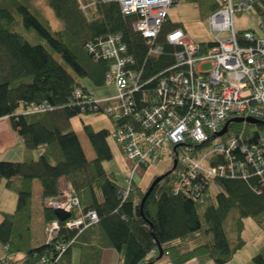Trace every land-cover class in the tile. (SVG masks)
Masks as SVG:
<instances>
[{
  "label": "trees",
  "instance_id": "16d2710c",
  "mask_svg": "<svg viewBox=\"0 0 264 264\" xmlns=\"http://www.w3.org/2000/svg\"><path fill=\"white\" fill-rule=\"evenodd\" d=\"M6 1L21 15L22 23L18 22L16 12L0 5V120L10 119L12 129L23 140L26 150H43L37 158L0 160V186L4 181L6 188L17 196L15 211L4 213L0 221V243L7 248L1 264H61V259L83 232L97 225L120 254L118 264H157L162 258L172 264L192 260H197V264H227L244 245L241 237L237 245H230L223 227L230 211L238 209L239 234L244 228L243 218L249 216L264 230V185L258 176L219 179L215 183L220 192L200 203L184 192H173L177 170H172V166L141 207L149 185L158 176L146 190L133 180L132 190L126 200L122 199L119 183L103 166L105 161L113 159L108 144L110 130H96L83 123L93 151L90 158L70 127L73 117L87 113L75 101V91L81 89L94 95L80 83L79 77L90 76L101 86L106 83L110 65L107 61L94 60L86 49L88 42L121 34L127 49L142 68L144 79L173 65L174 59L169 55L148 58L146 39L132 27L137 16L124 15L115 1L49 0L55 15L65 24L64 29L53 30L23 1ZM194 2L198 3L203 17L216 7L214 0ZM81 4L86 7L85 11ZM19 23V29L36 32L44 43H29L16 28ZM163 26L164 30H169L177 25L167 20ZM56 53L62 61L55 57ZM43 104L52 108L31 110ZM253 126L257 130L251 129ZM227 130L228 135L243 132V137L248 139L264 133V122H231ZM35 180L42 186L45 224L57 220L62 229L54 243L45 242L31 248L26 247L23 235L29 229L22 226L31 219ZM68 185L80 201V210H94L99 216L96 225L79 234L66 227L67 218H59L56 209L48 208L45 203L59 198ZM78 215L75 209L71 218ZM72 240L65 252L57 250L56 243ZM159 244L164 251L162 258H159ZM17 252L23 253L21 260L12 258ZM44 257L48 261L43 262ZM252 260L254 264H264V248Z\"/></svg>",
  "mask_w": 264,
  "mask_h": 264
},
{
  "label": "built area",
  "instance_id": "2783aa9c",
  "mask_svg": "<svg viewBox=\"0 0 264 264\" xmlns=\"http://www.w3.org/2000/svg\"><path fill=\"white\" fill-rule=\"evenodd\" d=\"M101 1H115L124 15L137 16L132 27L146 39L148 58L174 59L163 72L144 79L121 34L86 45L95 61L109 62L106 82L117 93L99 99L79 89L75 101L83 112L107 115L113 125L110 136L132 166L126 188L119 190L121 198L126 200L138 170L157 166L163 158H169L168 169L176 161L173 192L200 203L211 197V184L219 179L258 176L264 185V133L247 139L243 132L228 135V130L218 136L233 117L264 122V0H214L215 10L207 17L213 36L209 42L193 41L181 25L164 30L169 10L183 0ZM249 11L259 16L258 28H236L237 15ZM51 108L43 104L31 110ZM45 203L68 214L66 227L77 234L99 221L97 211L80 210L70 185ZM75 209L79 215L71 218ZM61 229L57 220L46 225L45 242L54 243ZM74 240L56 243L57 250L65 252ZM4 261L5 256L0 263Z\"/></svg>",
  "mask_w": 264,
  "mask_h": 264
},
{
  "label": "rangeland",
  "instance_id": "374dc122",
  "mask_svg": "<svg viewBox=\"0 0 264 264\" xmlns=\"http://www.w3.org/2000/svg\"><path fill=\"white\" fill-rule=\"evenodd\" d=\"M21 1L26 3L30 7V9L34 11L40 21L50 25L53 30H62L65 28L64 22L55 15L54 10L49 4V0ZM0 5L16 12L9 1L0 0ZM16 14L18 15V22L22 23L21 15L17 12ZM168 15L172 25H181L183 28H185L186 33L190 36L193 41L209 42L213 39V36L210 33L209 29L207 19L208 16H202L201 8L199 7L198 3L194 1L189 2L183 0V2L173 5L172 8L169 10ZM235 22L236 28L242 30L248 28L256 29L258 28L260 23L259 16L255 11H249L246 14L237 15ZM20 23L16 25L17 29L21 27ZM19 30V32L26 36L29 43L33 45L37 43H44L36 32L27 31L24 28ZM55 57L62 61L59 54L56 53ZM204 67L207 70L210 68V64H207ZM79 81L88 90L89 93H93L94 96L99 99H101L102 97H111L112 95H115L117 93L116 86L114 84L106 82L101 86H98L92 81L90 76H80ZM83 123L93 126L96 130H112L113 125H111L109 118L105 114L81 113L80 115H77L71 119L70 127H72L73 130L76 132V134L80 138L82 147L85 148L87 155H89V152L92 151V147L90 146L88 137H86L84 133ZM251 129L257 130L256 126H253ZM108 144L111 147L113 159L111 161H105L103 166L104 168H106V171L108 173L113 174V177L116 178L121 189H123L126 187V181L132 173V166L131 163L127 160L126 156L123 155L120 147L117 146V143L111 136L108 138ZM52 162L54 161L52 160ZM168 167L169 158H163L158 162L157 166L148 167L144 170H138L137 173L134 174L135 185H138L141 188L148 186L150 181L155 176H158L162 174V172H165ZM35 182L36 185L32 197V203H34V241L32 244H37L36 237L39 238L38 235H42L41 228L39 225V222H41L42 220L41 214L39 213V211L42 212V186L41 182H39L38 180H35ZM211 185V195L216 196V194L220 192V187L216 183H212ZM11 193L12 195L14 194L13 192ZM239 218L240 215L238 209L235 208L230 211L223 225L231 246L237 245L239 237H241L244 241L243 248L239 249L232 261L228 262L227 264H254L252 257L258 254V252L264 248V230L255 223L252 217L249 216L243 218L242 223L244 228L239 234Z\"/></svg>",
  "mask_w": 264,
  "mask_h": 264
},
{
  "label": "crops",
  "instance_id": "0c3cea01",
  "mask_svg": "<svg viewBox=\"0 0 264 264\" xmlns=\"http://www.w3.org/2000/svg\"><path fill=\"white\" fill-rule=\"evenodd\" d=\"M43 149H35V150H26L24 146L23 140L19 137L18 133L12 129L10 119L3 118L0 120V160L7 161H18L29 158H37ZM88 155L90 158L93 157L92 151L89 152ZM168 170V169H167ZM166 171V170H165ZM164 173V172H162ZM151 182V181H150ZM34 184V189L35 190ZM148 186L144 187L143 190H146ZM16 200L17 196L12 195L11 191L8 190L5 186V183L2 182L0 186V221L4 218V213H12L16 209ZM31 219L26 221L27 223L22 226V228L29 229V232L26 233L24 231V236H26V247H39L45 243L46 236L44 235V214H43V204H42V212L41 214V222H39L42 235L37 238L36 243H33V227H34V214H33V206L34 203L31 202ZM6 255L5 250L0 243V261L1 258ZM236 255V254H235ZM234 255V257H235ZM23 256L22 252L15 253L12 258L15 260H21ZM120 254L117 250L109 243L105 232L100 228V226H96L90 229H87L76 241L71 250L65 254V256L61 259V264H80V263H89V264H118ZM233 257V258H234ZM232 258V259H233ZM232 261V260H231ZM197 260H192L190 262L184 264H197ZM213 262H208L206 264H211ZM1 264V263H0ZM157 264H172L169 262L167 258H162Z\"/></svg>",
  "mask_w": 264,
  "mask_h": 264
},
{
  "label": "water",
  "instance_id": "95a60500",
  "mask_svg": "<svg viewBox=\"0 0 264 264\" xmlns=\"http://www.w3.org/2000/svg\"><path fill=\"white\" fill-rule=\"evenodd\" d=\"M231 122H238V123H242V122H248V123H254L257 124L259 123L258 120L254 119V118H244V117H233L231 118V120H229L224 127L221 129V132L218 133V136H221L223 134H225L228 130V126ZM177 165H176V161L174 162V166L172 168V170L176 169ZM167 173H162L160 175H158V177L156 179H154L151 184L149 185V188L147 190V192L145 193L142 203H141V207L143 206V204L145 203V201L148 199V195L152 192V190L155 188L154 186L157 185L163 178L164 175H166ZM55 213L58 215L59 218H61L62 220L66 219L69 217L68 214H66L64 211H61L59 209L55 210ZM159 251H160V255L159 258H162L164 251L162 250L160 244L158 245Z\"/></svg>",
  "mask_w": 264,
  "mask_h": 264
}]
</instances>
